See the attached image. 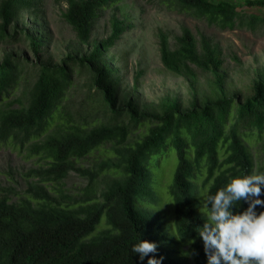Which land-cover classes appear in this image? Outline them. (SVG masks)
<instances>
[{"label":"trees","instance_id":"16d2710c","mask_svg":"<svg viewBox=\"0 0 264 264\" xmlns=\"http://www.w3.org/2000/svg\"><path fill=\"white\" fill-rule=\"evenodd\" d=\"M119 1L67 0L64 19L80 43L92 45L87 54H69L59 64L12 53L0 59V146L26 149L45 161L28 173L36 181L25 192L0 186V264H141L131 251L140 239L156 244L149 256L161 264H185L182 250L170 246L174 236L157 203L158 181L168 168L179 238L189 244L194 264H206L194 231L203 222L198 193L215 194L232 176L264 171V79L255 81L245 99L228 95L218 45L207 36L198 40L189 27L172 43L160 29L165 68L194 88L200 75L211 72L218 89L215 96H195L187 107L177 102L143 107L126 96L115 55L110 56L126 30L124 22L113 15L110 35L91 40L99 10ZM159 1L222 29H255L262 19L247 17L243 7H264V0ZM41 5L42 0H1L0 41L16 39V23L24 13L37 18ZM20 30L37 56L44 40ZM83 75L88 105L76 96ZM133 129L141 130L136 139H131ZM107 144L110 149L100 151ZM256 146L263 158L257 171ZM97 150L99 155L84 166ZM154 169L160 170L159 178ZM71 172L88 180L80 196L64 186ZM143 199H150L146 204L155 211L142 206ZM236 207L242 211L247 205Z\"/></svg>","mask_w":264,"mask_h":264},{"label":"rangeland","instance_id":"374dc122","mask_svg":"<svg viewBox=\"0 0 264 264\" xmlns=\"http://www.w3.org/2000/svg\"><path fill=\"white\" fill-rule=\"evenodd\" d=\"M67 7V0H42L41 12L37 18L30 13H24L16 26L19 32L20 29H26L40 35L39 37L44 40L40 53L34 55L25 34L18 32L16 39L0 41V59L12 53L31 60L40 58L59 64L69 54L89 53L92 45L80 43L72 26L64 19ZM243 8L247 17L254 14L262 19L255 29L245 25L234 29H222L208 24L205 20L170 10L159 0H120L99 10L91 40L92 43H97L107 38L111 33V18L116 15L124 22L126 30L111 48L110 56L115 55V65L120 69L126 96L136 99L147 109H157L163 102H177L187 107L195 96L200 99L215 96L213 92L218 89L215 88L216 76L211 72L200 75L194 88L187 78L168 71L161 61L157 35L159 30L163 29L170 34L173 43L182 29L189 27L198 40L202 36H207L213 44L220 47L224 58L221 73L225 91L228 95L245 99L251 95L255 81L264 79V7ZM87 79V76H81L79 92L76 93L84 105L89 104L86 94L88 87L85 84ZM12 98L14 97L10 99ZM140 133V129H133L131 139H136ZM109 149L110 144H107L102 146L100 151ZM100 151L89 155L82 164L86 167L90 165ZM252 155L257 171L263 162L257 146L253 148ZM42 164H45L42 157L29 150L0 146V186L19 193L25 192L29 185L36 181V178L29 176L28 173ZM168 165L165 163L164 170ZM159 171L154 169L153 174L158 177ZM169 171L168 168L158 181L161 182V186L154 182V185L160 187L158 192H161L157 203L163 218L167 219L169 234L174 236L170 246L175 251L182 250L183 258L186 259L185 264H194V255L189 244L181 242L176 229L174 208L168 192L169 184L172 182ZM87 184V178L76 172H71L64 182L65 188L76 196L84 192ZM142 201V206L154 210L146 204L150 199Z\"/></svg>","mask_w":264,"mask_h":264},{"label":"clouds","instance_id":"9594fccd","mask_svg":"<svg viewBox=\"0 0 264 264\" xmlns=\"http://www.w3.org/2000/svg\"><path fill=\"white\" fill-rule=\"evenodd\" d=\"M264 189V171L230 177L215 194L207 189L198 193L201 225L194 228L201 239L206 264H264V209L261 196ZM241 203L247 207L238 211ZM192 243L194 242L191 241ZM156 244L140 239L131 247L143 264H161L150 253Z\"/></svg>","mask_w":264,"mask_h":264}]
</instances>
